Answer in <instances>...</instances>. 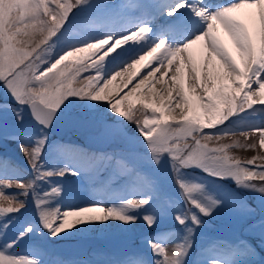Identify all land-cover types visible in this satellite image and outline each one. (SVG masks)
Segmentation results:
<instances>
[{
	"label": "snow or ice",
	"instance_id": "6c2138e0",
	"mask_svg": "<svg viewBox=\"0 0 264 264\" xmlns=\"http://www.w3.org/2000/svg\"><path fill=\"white\" fill-rule=\"evenodd\" d=\"M132 9L143 11L131 17ZM117 17L125 21L121 28L111 22ZM101 19L106 21L103 31L93 34ZM197 46L200 59L194 54ZM118 77L119 87L113 85ZM157 83L164 87L156 88ZM0 86L15 101L0 104V114L11 111L22 124L27 109L35 124L26 132L0 122V139L18 141L32 172L26 180L21 170L0 162V264H93L46 259L50 246L45 240L25 245L37 237L70 235L73 229L108 228L111 222L131 227L143 221L152 228L169 214L183 228L170 251L165 240L153 235L148 237L152 259L132 253L103 264H189L197 230L206 226V218L230 208L258 214L250 227L259 226L264 238V152L259 151L264 149V122L243 123L250 114L246 109L257 111L256 93L264 105V0L119 5L0 0ZM233 116L236 122L226 124ZM61 122L82 131L87 147L49 145L50 131ZM129 126L135 135H129ZM237 131L243 144L220 142ZM257 134L258 143L248 139ZM117 140L123 143L111 152L93 150L94 142ZM234 148L254 149L257 155L241 159L230 154ZM193 168L213 178L215 188L192 176L188 170ZM104 172L124 180L125 195L106 191L83 205L65 204V177L96 178ZM168 177L179 202L164 187ZM217 181H232L255 196L258 210ZM13 188L17 191L6 194ZM29 198L34 217L17 226ZM252 254L244 241L212 242L201 248L197 264H245L239 257Z\"/></svg>",
	"mask_w": 264,
	"mask_h": 264
},
{
	"label": "rangeland",
	"instance_id": "374dc122",
	"mask_svg": "<svg viewBox=\"0 0 264 264\" xmlns=\"http://www.w3.org/2000/svg\"><path fill=\"white\" fill-rule=\"evenodd\" d=\"M137 1V0H136ZM139 2H148L151 3L152 0H138ZM94 3H104V4H126L128 0H93ZM130 3H133L132 1ZM138 9H132L130 15L136 14ZM136 15V16H137ZM133 17V16H131ZM106 21L99 20L93 34L103 31V24ZM114 24V27L119 28L120 23H123L122 18H114L111 21ZM99 55V54H98ZM89 73H84L82 76H86ZM95 74V73H91ZM253 100L261 98V96L252 97ZM0 104L8 105L15 104V101L12 100L11 96L7 93L6 90L0 86ZM137 107H140L137 104ZM255 113H251V110L246 109V112L250 113L247 116V119L243 121L245 124L257 123L255 116H261V122H264V112L260 111L261 108H257ZM178 111V110H177ZM242 117L245 113L240 114ZM237 118L235 116L231 117L226 124L230 122H236ZM0 122H3L6 127H11L14 124L17 126H22L25 128L26 132L33 131L35 129V124L32 121L31 115L25 109V119L23 123L15 120V114L11 111L0 114ZM260 123V122H259ZM223 127V126H221ZM129 131L135 134L134 127L129 126ZM242 131H246V128H241ZM204 131L209 132L210 129H205ZM236 135L224 136L222 137V143H234L235 141H240L241 144L245 142V138L240 135V131L235 133ZM249 140H255L258 143V134L254 137H249ZM210 143L215 144L216 141H211ZM49 145H57L56 137L49 133ZM137 150L143 152V146L138 145ZM0 151L9 153L12 158L9 160L11 166L18 168L24 174L25 179H29L32 176L30 167L28 166L27 160L24 157V154L20 151L18 141L12 139L11 137L0 139ZM112 151V150H110ZM264 152V149L259 150ZM232 155H236L241 159L251 158L252 156L257 155V150L246 149V148H234L232 149ZM66 160L70 159L65 156ZM56 158H59L57 155ZM66 161L65 159H61ZM51 163V160L49 161ZM160 174H163L167 171V165L163 169H160ZM188 172L201 180L208 182L210 188H215L213 183V178L207 177L198 168L189 169ZM110 172H104L99 177L92 178L89 176L81 175L80 177L67 176L64 178L62 183L65 186L64 202L66 205H83L88 201L94 199H101L102 197L96 194V190L99 187H104L107 189L109 194L112 195H125L124 192V180L122 179H111L108 181ZM58 180L59 178H53ZM164 187L170 191L171 197L176 202H179L180 196L178 195V189L175 185L171 183L170 177L163 180ZM215 183L226 185L227 189L239 193L244 196L248 201L249 205L252 208L258 210V199L246 193L242 189H238L232 181H217ZM47 187V185H45ZM104 188V189H105ZM17 189L13 188L6 190V194L16 192ZM129 198H133L130 194H127ZM106 207L108 204L105 205ZM34 206L31 204V198H29L28 209L27 211L21 210L19 214L18 224H22L26 219L34 217ZM259 215L255 217L250 215H245L239 208H230L226 211H221L210 218H206L207 224L205 227L198 229L195 236V244L191 254V259L189 264H197V260L200 259V251L202 247H207L212 242H230L233 244H238L241 241L247 242L248 245L254 250L252 255H241L239 259L245 261V264H264V238L260 234L259 226L254 229L250 225L257 224ZM219 230L222 231V236H218L217 233ZM165 234L167 237H162L161 234ZM66 235L63 239L61 236ZM99 236L101 238L100 242L96 246L86 245L81 237L82 236ZM157 235L160 239L165 240L168 244L169 251L176 243L179 242L180 236L183 235L182 226L178 225L172 214L162 217L156 225L152 228H149L143 221H138L136 225L128 227L120 225L119 222H111V226L108 228H97L86 233H77L75 229L72 230V234H61L60 237L53 238L47 236L46 238L37 237L33 241H27L25 246L31 245L35 240L41 239L45 240L46 244L50 248L46 249L47 255L46 259H53V256L57 258L68 260L77 259L80 256H87V253L90 251V256L81 258L82 260H88L93 262V264H103V261L109 258H124L132 253H138L145 259H152L151 251L148 247V237ZM35 247V245H31ZM69 259V260H70Z\"/></svg>",
	"mask_w": 264,
	"mask_h": 264
},
{
	"label": "bare ground",
	"instance_id": "6f19581e",
	"mask_svg": "<svg viewBox=\"0 0 264 264\" xmlns=\"http://www.w3.org/2000/svg\"><path fill=\"white\" fill-rule=\"evenodd\" d=\"M221 1H223V3H226V1L225 0H221ZM157 21V20H156ZM194 54L196 55V57H197V59H200V53H199V49H198V46L197 47H195L194 48ZM153 66H155V65H153ZM147 71V69H143L142 71H141V76H143V74L145 73ZM157 76H159V73H157ZM140 78V76H138L137 78H136V80H138ZM136 80H134L133 81V84L136 82ZM113 85L114 86H117V87H119V86H122V78L121 77H118L114 82H113ZM132 85H129V87H131ZM164 86L162 85V84H160V83H157L156 84V88H158V89H162ZM127 89H125V91H126ZM255 90V86L253 85V91ZM258 95H260L259 93H257ZM121 95H122V93H121Z\"/></svg>",
	"mask_w": 264,
	"mask_h": 264
},
{
	"label": "water",
	"instance_id": "95a60500",
	"mask_svg": "<svg viewBox=\"0 0 264 264\" xmlns=\"http://www.w3.org/2000/svg\"><path fill=\"white\" fill-rule=\"evenodd\" d=\"M60 124V123H59ZM56 125V127L55 128H53L52 130H54V131H58L59 129H60V125ZM58 126V127H57Z\"/></svg>",
	"mask_w": 264,
	"mask_h": 264
},
{
	"label": "trees",
	"instance_id": "16d2710c",
	"mask_svg": "<svg viewBox=\"0 0 264 264\" xmlns=\"http://www.w3.org/2000/svg\"><path fill=\"white\" fill-rule=\"evenodd\" d=\"M230 135H233V134L230 133L228 136H230ZM234 135H236V134H234Z\"/></svg>",
	"mask_w": 264,
	"mask_h": 264
}]
</instances>
